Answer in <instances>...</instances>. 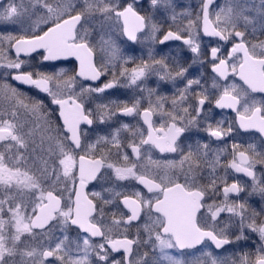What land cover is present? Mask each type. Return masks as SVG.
<instances>
[{
    "label": "snow or ice",
    "instance_id": "6c2138e0",
    "mask_svg": "<svg viewBox=\"0 0 264 264\" xmlns=\"http://www.w3.org/2000/svg\"><path fill=\"white\" fill-rule=\"evenodd\" d=\"M149 4L151 14L141 0H0V264H264V209L245 198L264 201V140L212 143L238 130L264 138V11L257 19L241 0H199L194 14L174 0ZM157 12L174 27L162 30ZM116 33L147 44V59L125 54ZM168 41L187 46L191 64L156 52ZM38 52L41 64L74 57L78 71L34 66ZM194 64L210 67L218 92L189 74ZM230 75L243 85L220 84ZM153 76L175 94L149 87ZM116 88L141 95L104 102ZM212 106L234 111L235 127L213 122ZM117 116L146 128L93 127ZM192 132L211 139L189 143ZM152 149L178 158L153 159ZM237 173L251 184L229 182ZM113 178L146 192L103 187Z\"/></svg>",
    "mask_w": 264,
    "mask_h": 264
},
{
    "label": "flooded vegetation",
    "instance_id": "af4514ba",
    "mask_svg": "<svg viewBox=\"0 0 264 264\" xmlns=\"http://www.w3.org/2000/svg\"><path fill=\"white\" fill-rule=\"evenodd\" d=\"M145 5V11L149 14H151V8L149 4V0H142L141 1ZM242 4L251 9L250 13H248L251 16L256 17L257 19L260 18V14L262 11H264V6L261 4V0H241ZM174 3L177 5V12L183 11L185 9H191L193 14L198 11V4L199 0H179V1H174ZM217 4H223L224 0H216ZM215 6V5H214ZM153 19L156 20L158 23L162 24V30H167L169 26L174 27V23L166 18V14L163 12H157L154 16ZM183 21V25L187 24V20L179 17L177 18V21L175 23L179 24ZM182 25V26H183ZM256 36L259 39H264V35H261L259 31L257 32ZM208 38H205L207 40ZM121 42L123 44V51L127 55H132L136 57H143L144 59H147L148 55V46L147 44H141V43H132L131 41H127L126 37L121 36ZM155 49L157 53L167 55L169 57V60L171 62L172 57H176L180 60L181 63H184L185 65L191 64L192 62V57L193 54L187 50V46H184L181 41H168L163 45H155ZM163 50V51H161ZM33 56L36 58L33 60V65L38 66V67H44L47 70H55L59 71L60 68H64L66 73L71 75L74 74V71H78L79 68V63L73 58H69L67 60H59V61H54V62H41L39 61V56L40 53H35ZM97 58H99V53L97 54ZM189 74L192 76H195L196 78H200L202 84H204L205 88L208 89L210 93H216L219 90L218 89H213L212 88V77L215 75L214 73L211 72L210 67L207 65H200V64H194L189 70ZM102 79H104L102 77ZM219 80V78H216ZM13 84H16L15 81H11ZM220 84H228L230 82H235L237 85L242 86L243 82L239 80V77L237 76H232L230 75L228 78V81H223L219 80ZM85 84H90L93 83L91 81H85ZM99 83V81L95 82ZM147 84L149 87H158V90L161 94L171 96L175 94V89H173L172 85L169 84H164L163 82L159 81L155 76L151 77L148 81ZM22 90L29 91V92H34V90H30L27 87L18 85ZM130 91L131 96L128 97L127 92ZM41 97L44 96V94H39ZM102 98H104V102H107L108 99H114V100H120V101H131L134 97H139L141 94L140 93H134L131 89L127 88H116V89H110L107 92L100 94ZM258 98L261 96H264V94H256ZM91 103V102H90ZM143 106H146V101L142 100L141 101ZM94 107L95 105L92 104ZM55 107V106H53ZM205 107H209V105H205ZM211 119L213 122L217 120H224L225 124H232L235 127V121H236V113L232 111L231 109H217L214 106H212V113H211ZM154 122L159 120V117L154 116L153 117ZM116 121H120L123 123H128L131 127L135 128L136 126H141L143 128H146V125H143L141 120H138L136 117H122V116H117L114 118V121L111 125L109 124H102V125H94L93 127L96 128L98 127L101 131L98 134H106V131L111 127H118L119 124L115 123ZM186 136L191 137L188 142H194L195 139H201V140H209L211 138L207 137L203 132L196 133H186ZM122 139L125 140H130L132 137L128 132H122L121 133ZM184 140V137L181 138ZM262 140L264 138L260 137L258 133L255 132H243L242 130H238L237 132L233 133V136L227 137L225 141H215L213 140V146L220 145L223 146L225 143L229 145V151H231L230 145L232 142H237V143H255L258 148H260ZM129 153L131 152V149H126ZM113 152H115V149H113ZM151 156L153 159H160V160H165V159H172V158H178V154H171V153H160L157 149H152L151 151ZM222 159H227L226 156L222 157ZM144 163H147V159L143 158ZM29 163L33 162L32 160H29ZM33 166H38V162H36V165ZM264 167L262 165H257V173L258 176L260 175V169ZM207 171V170H206ZM220 170H218L219 173ZM229 182H231L233 179H239L242 183L246 184H251L250 178L243 176L242 174H230L229 177ZM203 182H207L206 180ZM114 187L117 191H122L126 195H131L134 191L140 190L142 192H146V189L143 188L142 185H139L137 182L133 180L129 181H115V179H110L104 182L103 187ZM89 189L91 190H96V191H102V187L100 184L97 182H93L89 184L88 186ZM246 191H250V189H247ZM108 195V194H105ZM241 197H245V193H241ZM248 200V203L251 205L253 209L256 211H260L261 209H264V201L260 199L258 195H253V196H247L245 197ZM207 199V197H206ZM217 200L220 199V197L216 198ZM236 199H239L237 197ZM113 209H116L118 211L122 210L124 213H127V209L124 208L123 204L118 201V208L117 205L112 206ZM222 219H227V214L222 213L221 214ZM58 234V233H57ZM134 234V233H133ZM70 236H74V233L70 232ZM131 235V234H130ZM99 239V238H96ZM245 242H241V246H243ZM228 248H233L236 247L234 245H229L226 246ZM143 251V249H141ZM223 251V250H221ZM119 255V254H115Z\"/></svg>",
    "mask_w": 264,
    "mask_h": 264
},
{
    "label": "rangeland",
    "instance_id": "374dc122",
    "mask_svg": "<svg viewBox=\"0 0 264 264\" xmlns=\"http://www.w3.org/2000/svg\"><path fill=\"white\" fill-rule=\"evenodd\" d=\"M174 1H179V0H174ZM114 38L116 39L117 43L121 44V46L123 47V44H122V42H121V41H122V40H121V36L119 35V33L114 34ZM0 71H2V70H0ZM127 94H128V95H127L128 97L131 96L130 91H128ZM29 165H30V166H33L32 163H29ZM106 187H108V186H106ZM105 194H108V193H105ZM58 234H59V233H58Z\"/></svg>",
    "mask_w": 264,
    "mask_h": 264
},
{
    "label": "water",
    "instance_id": "95a60500",
    "mask_svg": "<svg viewBox=\"0 0 264 264\" xmlns=\"http://www.w3.org/2000/svg\"><path fill=\"white\" fill-rule=\"evenodd\" d=\"M142 1V0H141ZM35 54V53H34ZM73 59H75L74 57H73ZM79 63V62H78ZM16 83V82H15ZM21 86H24V85H21ZM24 87H27V86H24Z\"/></svg>",
    "mask_w": 264,
    "mask_h": 264
}]
</instances>
